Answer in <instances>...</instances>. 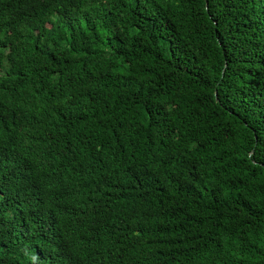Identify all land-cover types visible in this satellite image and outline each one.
I'll list each match as a JSON object with an SVG mask.
<instances>
[{
  "label": "trees",
  "instance_id": "obj_1",
  "mask_svg": "<svg viewBox=\"0 0 264 264\" xmlns=\"http://www.w3.org/2000/svg\"><path fill=\"white\" fill-rule=\"evenodd\" d=\"M0 264H264V0H0Z\"/></svg>",
  "mask_w": 264,
  "mask_h": 264
}]
</instances>
